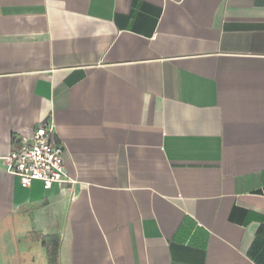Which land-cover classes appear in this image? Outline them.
<instances>
[{
    "label": "crops",
    "instance_id": "crops-1",
    "mask_svg": "<svg viewBox=\"0 0 264 264\" xmlns=\"http://www.w3.org/2000/svg\"><path fill=\"white\" fill-rule=\"evenodd\" d=\"M0 264H264V0H0Z\"/></svg>",
    "mask_w": 264,
    "mask_h": 264
},
{
    "label": "built area",
    "instance_id": "built-area-1",
    "mask_svg": "<svg viewBox=\"0 0 264 264\" xmlns=\"http://www.w3.org/2000/svg\"><path fill=\"white\" fill-rule=\"evenodd\" d=\"M19 147L5 158L7 170L18 176L21 185L30 188L41 181L45 189L53 184L69 182L65 161L64 146L58 139L52 119L39 124L32 134L20 137Z\"/></svg>",
    "mask_w": 264,
    "mask_h": 264
}]
</instances>
